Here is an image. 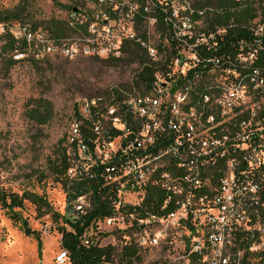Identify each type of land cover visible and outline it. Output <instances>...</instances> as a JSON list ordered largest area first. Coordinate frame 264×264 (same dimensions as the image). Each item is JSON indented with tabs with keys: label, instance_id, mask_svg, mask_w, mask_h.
<instances>
[{
	"label": "built area",
	"instance_id": "2783aa9c",
	"mask_svg": "<svg viewBox=\"0 0 264 264\" xmlns=\"http://www.w3.org/2000/svg\"><path fill=\"white\" fill-rule=\"evenodd\" d=\"M85 1L67 18L77 32L58 41L0 25L38 57H121L134 41L149 59L140 71L154 70L148 87L76 99L63 151L68 194L85 188L68 201L82 245L180 254L162 264H264V22L229 42L188 0ZM93 196L111 214L85 224ZM56 261L71 262L68 250Z\"/></svg>",
	"mask_w": 264,
	"mask_h": 264
},
{
	"label": "rangeland",
	"instance_id": "374dc122",
	"mask_svg": "<svg viewBox=\"0 0 264 264\" xmlns=\"http://www.w3.org/2000/svg\"><path fill=\"white\" fill-rule=\"evenodd\" d=\"M176 1L179 7L183 2L186 4L185 0ZM188 1L192 4L194 0ZM18 2L0 0V9L12 8ZM74 2L35 0L38 16L59 19L68 18L70 11L66 6ZM125 24L128 28V23ZM2 33L0 30V189L6 193L32 192L45 196L58 213L68 215L71 211L67 187L52 172L49 160L63 152L76 99L106 93L112 87L130 88L132 81H137L141 66L132 61L103 65L93 56L74 59L52 56L42 77L27 55H13L5 49ZM12 55L19 61L8 68ZM40 95L48 97L55 108L54 120L45 126H36L27 116L30 99ZM16 211L40 236L27 235L22 221L14 220L11 212L0 204V264H57V257L65 251L61 233L65 218L53 212L42 214L29 200ZM67 227L70 228L69 224ZM111 241L117 243L112 238L105 240ZM178 256L173 248H149L141 251V261L136 264H162ZM118 263L119 256L115 255L113 264Z\"/></svg>",
	"mask_w": 264,
	"mask_h": 264
},
{
	"label": "trees",
	"instance_id": "16d2710c",
	"mask_svg": "<svg viewBox=\"0 0 264 264\" xmlns=\"http://www.w3.org/2000/svg\"><path fill=\"white\" fill-rule=\"evenodd\" d=\"M72 5L66 6L71 11H77L85 7V0H74ZM142 5L146 0H140ZM81 2V3H80ZM191 4L196 10H206L203 23L207 32H215L217 29L225 28L227 33L225 39L229 42L236 41L243 37H250V29L255 22H264V0H194ZM39 11L36 7L35 0H19L12 8L0 9V25H22L27 26L33 31L38 29L47 30L57 41L61 38L77 32L76 26H71L67 19L46 18L38 16ZM197 18L198 15L196 14ZM141 20V19H140ZM2 38L6 39L5 49L13 52V55H27L33 66L39 71L42 77L47 72V65L52 56L38 57L23 38H17L14 33L7 28L2 31ZM124 55L121 57L101 58L93 56L92 59L103 65L117 66L127 61L138 62L142 67L148 63L149 59L142 47L134 42L127 41L123 44ZM9 60V67H13L18 63V59ZM154 70L149 66L144 68L137 74V84L139 87H148L153 79ZM93 96V95H91ZM27 116L36 126H45L51 123L55 118V108L53 102L46 96L40 95L30 99L28 103ZM49 167L57 176L65 187H68V181L65 178L68 160L64 151L54 159L49 160ZM68 201L72 200L77 193L85 190L84 184L70 185ZM29 200L37 206L38 212L48 214L53 212L58 217L65 218V225L61 227L62 246L68 250L71 264H105L114 262L115 255L119 256L118 264H136L141 261V250L137 246H116L107 245L103 247H86L82 245L80 235L84 227L81 226V220H71L68 215L58 213L45 197L37 193L25 192L23 195L18 193H6L0 189V204L8 209L12 218L16 221H22V226L27 235H36L39 238V233L33 231L27 219H23L16 208L22 207L24 201ZM44 212V213H43ZM89 216L85 218L86 223L91 218L98 215L111 214V208L108 203V198L100 196L92 197V209ZM69 224L70 228L67 227Z\"/></svg>",
	"mask_w": 264,
	"mask_h": 264
}]
</instances>
